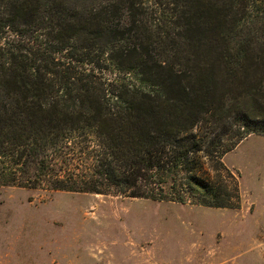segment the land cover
I'll return each mask as SVG.
<instances>
[{
	"label": "trees",
	"instance_id": "obj_1",
	"mask_svg": "<svg viewBox=\"0 0 264 264\" xmlns=\"http://www.w3.org/2000/svg\"><path fill=\"white\" fill-rule=\"evenodd\" d=\"M250 135L264 0H0V188L230 208Z\"/></svg>",
	"mask_w": 264,
	"mask_h": 264
},
{
	"label": "rangeland",
	"instance_id": "obj_2",
	"mask_svg": "<svg viewBox=\"0 0 264 264\" xmlns=\"http://www.w3.org/2000/svg\"><path fill=\"white\" fill-rule=\"evenodd\" d=\"M221 162L230 208L0 188V264H264V136Z\"/></svg>",
	"mask_w": 264,
	"mask_h": 264
}]
</instances>
